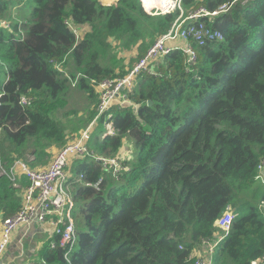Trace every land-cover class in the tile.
I'll return each mask as SVG.
<instances>
[{
    "label": "trees",
    "instance_id": "trees-1",
    "mask_svg": "<svg viewBox=\"0 0 264 264\" xmlns=\"http://www.w3.org/2000/svg\"><path fill=\"white\" fill-rule=\"evenodd\" d=\"M224 3L227 11L200 19L222 40L190 42L192 63L172 51L137 77V108L109 110L115 135L98 132L88 148L112 158L127 136L131 157L116 178L91 156L72 163L75 249L65 258L52 239L32 264H189L202 240H215L226 206L234 219L213 264L264 256V181L255 180L264 160V0H183L181 19ZM178 16H150L139 0H0V22L9 24L0 26V166L29 146L38 160L46 148L64 147L51 114L67 105L70 83L94 96L91 81L127 73L122 58L112 60L116 50L136 47L131 69ZM82 26L89 32L78 39ZM100 179L98 190L87 185ZM15 184L0 177V219L20 210L29 182L20 176Z\"/></svg>",
    "mask_w": 264,
    "mask_h": 264
},
{
    "label": "built area",
    "instance_id": "built-area-1",
    "mask_svg": "<svg viewBox=\"0 0 264 264\" xmlns=\"http://www.w3.org/2000/svg\"><path fill=\"white\" fill-rule=\"evenodd\" d=\"M143 11L150 16H159L178 12L179 16L170 29L159 36L147 49L145 54L137 63L124 75L114 79H106L100 82L91 81L98 94L96 114L89 125L102 119L105 131L102 137L114 136L116 131L113 128L109 114L112 107L124 108L137 106L130 99V93L141 73L149 72L152 65L159 62L164 56L174 50H181L192 63L196 60V53L190 42L203 46L207 42L222 40V34L200 21L203 17L212 18L227 11L229 4L224 3L213 11L199 8L189 12L188 16L181 19L183 15V0H139ZM0 26L9 28V24L1 21ZM180 40L182 47L174 48L168 42ZM29 100L20 98V104L28 105ZM88 127V128H89ZM87 132L74 138L71 142L62 147L53 157L47 167L39 170L31 169L26 162L16 159L7 169L0 166V177L5 176L19 187L16 177L24 176L29 185L22 190L20 210L12 217L5 218L0 223V257L5 253L12 234L22 225L49 223L52 228L54 240L51 241V248H59L64 252V257L75 249L77 242L76 224L73 217V198L67 190L66 182L69 175L65 169L71 157L91 156L95 161L99 160L102 169L106 170L113 178L123 169L119 161L121 152L112 158H103L94 155L88 148ZM256 181H264V160H260L256 167ZM102 180H98L92 188L98 190ZM260 207L264 209V202ZM234 214L230 206H226L222 215L213 224L215 229V240H202L201 245L208 247V258H194L189 256V264H213V254L218 245L229 233ZM250 264H264V256L254 259Z\"/></svg>",
    "mask_w": 264,
    "mask_h": 264
},
{
    "label": "crops",
    "instance_id": "crops-1",
    "mask_svg": "<svg viewBox=\"0 0 264 264\" xmlns=\"http://www.w3.org/2000/svg\"><path fill=\"white\" fill-rule=\"evenodd\" d=\"M99 1L101 2L102 5L110 6V5H115L118 0H99ZM88 32H89L88 26H82L75 29V33L78 39H82L83 35H85ZM168 43L170 46L174 48H180L183 45V42L180 40L171 41ZM129 63L130 60H128V62L126 63V67L124 68L126 72L130 70ZM93 117H95V115ZM91 123H92V118L88 120L86 124L88 125L87 128ZM77 136L78 135L74 136L69 142H71ZM69 139L70 138L68 139L65 138V142H67ZM61 147L62 146L60 145H52L50 148H46L47 150L46 149L45 150L48 153V156L41 157L40 160H38L35 158L36 154L34 150L31 148V146H29L27 150L22 154V156L16 159L26 162V164L34 170L43 169L48 166V164L52 160L51 157H53L60 150ZM71 163L72 162L70 161L68 164L70 166L67 169L69 173V177L72 170ZM10 165H8L7 167H9ZM2 220L3 219H0V223ZM52 239H54V235L49 223L45 222L42 224L22 225L12 234V237L6 248L5 253L0 257V264H32L36 259V255L39 249L46 242L51 241ZM191 255L194 258H208L209 257L208 247L202 244L196 249H194ZM42 263L43 262H41L40 264Z\"/></svg>",
    "mask_w": 264,
    "mask_h": 264
},
{
    "label": "rangeland",
    "instance_id": "rangeland-1",
    "mask_svg": "<svg viewBox=\"0 0 264 264\" xmlns=\"http://www.w3.org/2000/svg\"><path fill=\"white\" fill-rule=\"evenodd\" d=\"M117 57L122 58V63H118V65H122V68H125L128 60H131L137 57L136 47L130 51H124V52L116 50V54L113 55L112 60H116ZM76 80L77 79L73 80L70 83V87L68 88L66 107L63 109L54 111V113L51 114V118L60 125V128L63 132V136H65L66 139L70 138L67 142H69L76 135L80 136L83 132H87L88 138H91V137L96 136L95 135L96 133L100 132L99 134H101L105 131V127L102 125L100 120L93 122L92 127L87 128L88 125L86 124L88 120L92 118V121H93L94 119V117H91V114L95 111V108L97 106L98 94L94 86L90 83L91 86L93 87V93H94V96H90L87 92H85L78 85H76ZM123 141L124 143L122 147L120 148L121 154L117 156L119 158L120 163L124 160V158L129 157L131 154L130 152H132V148H131L130 142L128 141L127 136H123ZM46 150H45V153H47ZM47 156H48V153H47ZM85 158L86 157H79V158L71 157L69 161L73 163L74 161L78 159L82 161ZM69 166L70 165H68L65 169V172L67 175H69L67 171ZM70 176L71 177L74 176L73 172L70 173ZM69 178L70 177L68 176L67 182H66V187H67L68 192L70 188L72 187V183L68 181Z\"/></svg>",
    "mask_w": 264,
    "mask_h": 264
},
{
    "label": "clouds",
    "instance_id": "clouds-1",
    "mask_svg": "<svg viewBox=\"0 0 264 264\" xmlns=\"http://www.w3.org/2000/svg\"><path fill=\"white\" fill-rule=\"evenodd\" d=\"M209 19H211V18H209ZM6 23H7V22H6ZM156 39H157V38H156ZM95 114H96V113H95ZM130 153H132V152H130ZM130 157H131V154H130ZM130 157H129V158H130ZM129 158L126 157V158H124V160H127V159H129ZM124 160H123V161H124ZM123 161H122V162H123ZM122 162H121V163H122ZM70 195H71V194H70ZM73 207H74V206H73ZM73 217H74V216H73ZM74 220H75V219H74ZM75 224H76V223H75ZM76 231H77V229H76Z\"/></svg>",
    "mask_w": 264,
    "mask_h": 264
},
{
    "label": "water",
    "instance_id": "water-1",
    "mask_svg": "<svg viewBox=\"0 0 264 264\" xmlns=\"http://www.w3.org/2000/svg\"><path fill=\"white\" fill-rule=\"evenodd\" d=\"M150 104H151V102L149 101V102H148V105H150ZM97 162L99 163V160H98Z\"/></svg>",
    "mask_w": 264,
    "mask_h": 264
}]
</instances>
